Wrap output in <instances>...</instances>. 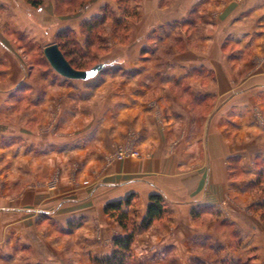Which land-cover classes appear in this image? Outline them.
Instances as JSON below:
<instances>
[{"label":"crops","instance_id":"1","mask_svg":"<svg viewBox=\"0 0 264 264\" xmlns=\"http://www.w3.org/2000/svg\"><path fill=\"white\" fill-rule=\"evenodd\" d=\"M37 1L0 0V264H105L131 232L132 264H264V0H139L131 60L94 90L38 81L16 44L112 5ZM48 111L63 133L28 131ZM123 144L139 156L109 161ZM46 163L70 186L53 208ZM152 194L166 213L141 227ZM130 195L124 228L105 207Z\"/></svg>","mask_w":264,"mask_h":264},{"label":"rangeland","instance_id":"2","mask_svg":"<svg viewBox=\"0 0 264 264\" xmlns=\"http://www.w3.org/2000/svg\"><path fill=\"white\" fill-rule=\"evenodd\" d=\"M86 0H72L69 3L62 2V4L59 3V6H56V13L57 14H69L72 11H75L79 8H82V4ZM109 1V4L112 5L113 9L112 12L114 13V20L112 18H108L106 22L102 23L99 27L97 26L96 29L92 31L93 34H91L90 38H87V34L84 33L83 26L80 25L77 27L75 30L74 29H65L64 31H59L54 34L52 37H47L44 38L42 41L39 42V44H33V43H20L16 44L18 48L20 47V50L22 54L24 55V61H25V67L26 69H32V67L36 70V73L38 74V81L41 79H61L60 76L55 74L51 68H49L44 55L42 53L43 48H45L49 44H63V43H70L66 46V51L69 54H67V59L72 62L74 67H78L81 70L80 71H86L87 69L91 68L94 64H98L101 62H106L110 61L113 59H117V57H122L125 58L126 60H131V50H130V35H129V24L131 22H135L137 20L138 16V10L140 6L139 0H107ZM128 10L129 13H132V11L135 12V14L131 17L129 15L128 18ZM103 11V10H102ZM101 11V14H102ZM127 11V13H125ZM61 32H69V38H64L61 39L59 37V34ZM92 35L98 36L95 39V36L93 37ZM61 39V40H60ZM87 39H93V45H86ZM79 48L80 52H85L86 55L82 56L79 53L74 52V48ZM120 67L114 68V69H105L100 73L96 78L92 80H88L86 83H82L79 81H72V83L75 86L80 87H87L89 86L92 90L98 87V85L102 84V82L99 80L105 75H115L119 73ZM126 75L132 74L131 72L125 73ZM81 95L78 94L77 101H82L84 99L83 97H80ZM80 121L77 120V123L75 124V127L81 126ZM57 126V114L55 112L51 113L50 111L43 113L42 115V120L37 122V123H31L29 124V130H37L38 135H42V133H50L52 134H58L63 133V131H57L56 129ZM56 132V133H55ZM16 141V140H15ZM14 141V142H15ZM120 149H127V150H132L135 152L133 156L129 155L121 160L116 159V154L120 152ZM138 151L133 149L132 144H123L117 147L114 151V153L109 157V161H116L120 162L125 159L129 158H136L138 157ZM46 168L45 169H38L36 168L35 173L41 174L43 173L40 177L43 178L44 182L40 184L41 190H49L50 192H54V195L50 198V206L53 208V205L55 206L58 201L61 199H65L67 197V192L63 190V188H68L70 187L66 182V185L60 184L61 181V176H60V168L55 166L54 164H48L46 163ZM75 165H72L69 167L68 170V175L72 177V173L75 172ZM46 172V173H45ZM38 176V175H36ZM74 176V175H73ZM70 178V177H69ZM71 179V178H70ZM69 182V181H68ZM262 186L258 187L257 190H259L261 195L264 196V181H261ZM60 184V185H59ZM71 184V183H70ZM65 188V189H66ZM14 197L16 194L12 195V199H15ZM37 204V203H35ZM9 205V204H8ZM10 206V205H9ZM36 207H34L35 209ZM4 222V221H3ZM45 222V223H44ZM41 222L42 224L36 226V229L42 233H45L44 231H47L50 238V235H53V231L55 232V225L53 222ZM8 224V223H6ZM6 228V227H4ZM51 231V234H50ZM2 242V241H0ZM58 243V242H57Z\"/></svg>","mask_w":264,"mask_h":264},{"label":"trees","instance_id":"3","mask_svg":"<svg viewBox=\"0 0 264 264\" xmlns=\"http://www.w3.org/2000/svg\"><path fill=\"white\" fill-rule=\"evenodd\" d=\"M31 3L33 5H38L40 3V0H38L37 2H31ZM125 13H127V11H125ZM134 14H135L134 11H132V13H129V10H128V18H129V15L131 17V15L133 16ZM108 18H112L114 20L115 18L114 13L111 10H109V7H105L103 8L102 14L99 17H94L86 21L82 26H83L84 33H86L88 36L87 38H90L91 34H93L92 31L96 29L97 26L99 27L102 23L106 22ZM69 34H70L69 32H61L59 34V37L61 39H64V38L68 39ZM92 36L94 37L95 35H92ZM96 37L98 36H95V39ZM68 44L70 45V43H63V44L58 43L57 46L60 52L63 54L65 60L70 65V67L76 70H81L78 67H74L72 62H70L67 59V54H69L70 51H68L67 53L64 50L66 49V46ZM86 45L88 46L93 45V39L92 40L87 39ZM74 49H75L74 50L75 54L79 53L82 56L86 55L85 52H80L78 47L77 48L75 47ZM131 198L132 196L130 195L121 201L108 203L106 204V207H105V214L107 213L113 218H115L116 220H118L121 227H124V228H126L127 215L122 211V207L124 205L129 206ZM165 213H166L165 203L162 197L158 194H152V196L149 197L148 207H147L146 215L144 218L145 220L141 224V227H148L150 224L153 223L154 220L159 219ZM133 237H134L133 232H131L127 234V237L123 239L115 240L114 242L115 250L110 256H108L107 259H105L104 263L105 264H132L133 260H132L130 248L133 242Z\"/></svg>","mask_w":264,"mask_h":264},{"label":"water","instance_id":"4","mask_svg":"<svg viewBox=\"0 0 264 264\" xmlns=\"http://www.w3.org/2000/svg\"><path fill=\"white\" fill-rule=\"evenodd\" d=\"M44 58L55 74L67 81L87 82L96 78L104 69L109 67V63L101 62L92 66L86 71L76 70L68 64L63 54L58 49L57 44L49 45L43 48Z\"/></svg>","mask_w":264,"mask_h":264},{"label":"built area","instance_id":"5","mask_svg":"<svg viewBox=\"0 0 264 264\" xmlns=\"http://www.w3.org/2000/svg\"><path fill=\"white\" fill-rule=\"evenodd\" d=\"M134 154L135 152H133L132 150L120 149V152L116 154V159L121 160L129 155L133 156Z\"/></svg>","mask_w":264,"mask_h":264}]
</instances>
